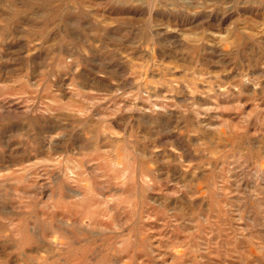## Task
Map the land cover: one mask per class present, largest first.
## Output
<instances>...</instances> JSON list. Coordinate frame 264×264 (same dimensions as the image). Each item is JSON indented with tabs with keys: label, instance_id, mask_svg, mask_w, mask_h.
Listing matches in <instances>:
<instances>
[{
	"label": "rangeland",
	"instance_id": "rangeland-1",
	"mask_svg": "<svg viewBox=\"0 0 264 264\" xmlns=\"http://www.w3.org/2000/svg\"><path fill=\"white\" fill-rule=\"evenodd\" d=\"M0 264H264V0H0Z\"/></svg>",
	"mask_w": 264,
	"mask_h": 264
}]
</instances>
